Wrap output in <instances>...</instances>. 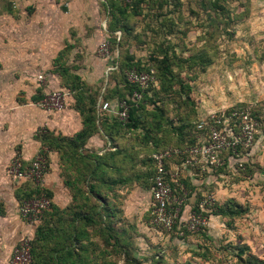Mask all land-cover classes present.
<instances>
[{
  "label": "rangeland",
  "instance_id": "obj_1",
  "mask_svg": "<svg viewBox=\"0 0 264 264\" xmlns=\"http://www.w3.org/2000/svg\"><path fill=\"white\" fill-rule=\"evenodd\" d=\"M67 7L63 9L67 11ZM97 12L115 66H154L163 77L157 93L147 91L148 110L140 112L146 129L161 139L162 147L186 144L192 122L234 107L249 113L257 123L256 133L250 148L237 150L247 165H235L237 171L224 166L225 172L217 178L235 182L259 160L264 162V0H101ZM118 79L123 82L120 72L112 70L99 84L100 92L91 88L92 93L102 100L111 98L119 93ZM114 124L111 147L115 149L96 154L95 168L84 166L82 158L83 166L78 165L82 176L93 169L95 174L105 169L97 174L98 181L85 184L86 216L81 219L89 223L77 224L89 236L82 249L85 253L90 250L92 261L241 264L227 246L208 242V248L188 245L176 226L165 231L151 224L146 211L150 187L147 159L154 147L137 136L119 135L120 126ZM176 132L184 134L179 137ZM230 155L229 150L222 154ZM120 186L122 190L117 191ZM100 199L111 203L113 210L100 207ZM185 201L184 197L180 212ZM196 234L200 232L184 231V235ZM73 242V248L77 247ZM43 248L51 250V242Z\"/></svg>",
  "mask_w": 264,
  "mask_h": 264
},
{
  "label": "crops",
  "instance_id": "obj_2",
  "mask_svg": "<svg viewBox=\"0 0 264 264\" xmlns=\"http://www.w3.org/2000/svg\"><path fill=\"white\" fill-rule=\"evenodd\" d=\"M100 1L0 0V264H9L19 240L24 235L34 238L38 228V224L25 223L18 214L20 200L31 193L33 184L11 178L7 173V165L15 154L19 153L24 166L31 163L43 143L37 131L43 127L52 137V140L46 139L52 143V149L48 152V172L42 188L60 210L72 205L74 187L81 185L76 164L64 159L61 140L66 138L77 143L80 153L84 154L100 155L115 149L111 147L115 117L109 113L98 114V104L112 100H102L99 96L96 130H88L74 95L67 99L60 112H48L36 105L45 92L69 90L72 84L79 82L90 90L100 92L102 89H98L99 84L108 79L111 72L108 69L115 65L111 57L103 59L97 55L99 44L106 38L97 12ZM64 5L68 6L67 11ZM39 75L44 76L43 81H39ZM81 133L84 136L79 139ZM229 164L232 167L228 168L235 171V163L230 160ZM195 166L192 169L171 164L173 173L192 185L175 224L179 235L188 245L198 247L206 246V242L227 248L246 245L252 254L264 260L263 160L255 164L252 176L237 177L235 182L229 178L220 180L217 178L220 173L208 174L209 168ZM201 170L207 174L202 176ZM206 184H214L205 189L214 195L221 208L212 210L207 205L203 212L207 214L208 225L203 233L184 235L182 220L209 192L199 187ZM121 190L122 186L117 189ZM147 199L146 211L150 216V189ZM173 204H177L176 201ZM77 251L83 256L78 257L81 262L91 260L89 249L86 253L81 248Z\"/></svg>",
  "mask_w": 264,
  "mask_h": 264
},
{
  "label": "built area",
  "instance_id": "obj_3",
  "mask_svg": "<svg viewBox=\"0 0 264 264\" xmlns=\"http://www.w3.org/2000/svg\"><path fill=\"white\" fill-rule=\"evenodd\" d=\"M108 39L105 38L97 48V55L103 59L111 57ZM116 66H110L108 70L112 71ZM128 82L146 89L149 86L156 85L155 70L138 71L130 69L125 72ZM39 81L44 80L43 75L38 76ZM73 95L71 90H52L45 92L43 97L36 105L48 112H60L64 110L67 99ZM142 98V92L134 91L127 98L115 99L112 101H102L98 104V114L109 113L122 122H127L129 109L132 103H137ZM257 123H255L246 111H239L237 108L229 112L221 111L217 114H209L200 119L197 129L201 131L198 135L197 143L185 147L183 150L176 148H167L163 151L155 152L152 157L154 160V175L151 178V224L165 231H170L179 218L181 204L186 197L187 191L180 184L177 174H170L167 169V163L172 158L182 154L184 160L183 167H192L202 165L203 168H209L211 173L214 168L230 166V160L239 168L243 167L241 159H235L238 149H248L252 146L254 135L256 133ZM42 127L37 132L43 133ZM231 151L233 157L226 159L222 154L225 151ZM49 149L41 146L35 154L31 163L24 166L21 156L15 154L7 165V173L11 178L30 182L35 187L40 188L39 192L32 197L23 199L18 205V214L20 218L30 226L40 223L44 213L50 209L51 199L44 192L42 185L48 172ZM172 163V162H171ZM207 171V172H208ZM180 187L183 196L178 197L175 194L176 187ZM175 195L178 197L175 199ZM176 201L177 204H173ZM216 199L211 192L204 195L197 205L199 211L194 208L188 211L187 216L182 220L183 228L189 232H197L208 225V217L203 209L209 205L214 206ZM31 242L30 235H24L17 245L13 248L9 264H31Z\"/></svg>",
  "mask_w": 264,
  "mask_h": 264
},
{
  "label": "trees",
  "instance_id": "obj_4",
  "mask_svg": "<svg viewBox=\"0 0 264 264\" xmlns=\"http://www.w3.org/2000/svg\"><path fill=\"white\" fill-rule=\"evenodd\" d=\"M116 69L118 72H120V76L123 77V82L120 81V79H118V81H119L118 82L119 93L115 94L114 96H111V98H108L106 100L123 99V98H127V97L131 96L134 91L142 92L141 100L138 101L137 103H132V105L129 109L128 121L122 122L118 118L115 117L114 123L119 124L120 129H121L120 131H121L123 137L124 136L127 137V135H129V136L131 135V138L134 136H137L138 138L146 140V142L148 143L147 144L148 146H149V144L153 145V147H154L153 151L154 152L151 151V154L149 155V157L147 159V168L149 170L147 172V179L149 180V183H150L149 189H151V187H152L151 178L154 175V160H153L152 155L155 152L163 151L169 147L168 146L162 147L161 139L158 137H155L152 133L149 132L148 129H146V127L143 123V118L140 115V112L143 109L144 110L147 109V107H146L147 105L145 104V101L147 99L146 98L147 91L154 89V91L157 93V91H159L161 88V82H163L164 80H163V77L161 75H159L158 70H157L158 68H156L154 66H149L146 68H140V67H135L133 65L132 66H126V65H123L122 63H117L116 68L113 71H115ZM130 69H136L138 71H149L150 69H154L157 84L149 86L146 89H141L139 86L128 82L126 79L125 72L127 70H130ZM165 69L167 70L168 67L165 66ZM70 87L71 88L69 90L73 91V95L76 96V98H77L78 110L80 112H82V114L85 116V123L88 126V130H93V129L96 130L95 121L98 118L96 115V109H97V102H98L100 95L98 93H96V94L92 93V90H90L86 84H83L81 82L77 83L76 85L72 84ZM157 87L159 89H157ZM233 109H236V108L233 107V108L229 109L227 112H229ZM161 110H166V109L161 108ZM105 116H107V115H105ZM105 116H103V117H105ZM200 119L191 123L192 125L190 126L189 131L186 133V135L188 136L187 143L182 144V145L176 143L175 145H171V148L183 150L185 147H188V146H191V145L197 143L198 135L201 134V131L199 129H197V124L200 121ZM176 134L179 137H182V134H184V132H180V133L176 132ZM39 135L43 138L42 146L47 147L50 151L52 149V143L48 142L46 139L51 138V140H52L51 135L48 132H46V130L43 133H40ZM83 136H84V134L81 133L78 136V138L79 139L83 138ZM189 136H190V138H189ZM65 139L61 140L60 145L62 146L63 153L65 156L64 159H66V161L69 160V162H71V161L74 162L76 164L77 170H78V165L83 164L82 159L84 161V164H83L84 166H87L89 164L93 168L96 167V165L94 163L97 160L96 154L80 153V150L78 149L77 143H74L70 140H65ZM83 155H85V156H83ZM229 157H233V156L230 155V156H227L225 158L228 159ZM242 157H243V155H241V153H239L237 156H234L233 158L241 159L242 163H243V167H244L247 165V163H246L247 161L244 162ZM47 158H48V155H47ZM88 158H91V160H89V161L86 160ZM183 160H184V155H182V154L172 158L171 161L167 163L168 172L170 174H173V172H175V170L171 169V164L173 162L177 163L178 166L181 168ZM68 165H69V163L66 162V168H69ZM83 165H81V166H83ZM70 166H71V164H70ZM195 167L196 166H192L190 168L193 169ZM224 168L225 167L214 168V170L212 172H214V174L218 175L219 173L225 172ZM235 170L237 171V169H235ZM78 171H79L78 182L81 185L80 186L76 185L74 187V190L76 189V191H75L74 196H73L72 205L68 206L66 209L60 210V209L55 208L54 205L52 204V201H51L50 209L44 213L40 223L38 224V228L36 230L35 236H34V238H32V242H31V256H32L31 264H95L92 261V258L90 261H92L93 263L90 261L88 262V260H83V262H81L78 259V257H83V256H81L82 254H80V252L79 251L77 252L76 250L77 249L79 250L80 248L82 249L84 247L82 240H86L89 243V241L87 240V237L89 239V236L85 235L84 231L81 230L82 228H80L77 224L79 223L80 225L81 224L84 225V224L89 223V222L88 223L83 222L81 219V218L86 216V214H85L86 212L84 210V202L86 200L84 198H86V197L83 194V192H86L85 191V184L86 183L91 184L93 180L98 181L99 175H97V174L104 173L105 169H104V171H102V172L100 171V173H97V174H95L96 172L93 169L90 173H86L83 176L80 173L81 171L80 170H78ZM245 172H246V175L244 177L252 176L253 171L251 168L247 169V171H245ZM207 173L209 174V172H207ZM244 177H241V178H244ZM178 180L186 191H189L192 188V185L190 186V184L188 183V181L186 179L179 177ZM66 184H68L67 181H66ZM118 188L119 187H117V189ZM39 189L40 188L35 187L33 185V189L31 191V193H29V195H27V196H24L21 200L32 197L35 193L39 192ZM175 194L178 197L183 196L182 191L180 190L179 186L176 187ZM46 195L51 199V197L48 193H46ZM99 206L100 207L106 206V209L108 208V210H110V211L113 210L111 203H107L106 201L104 202V199H100ZM216 208L217 209L221 208V206H219V204L217 202H215L214 206H211L212 210H215ZM194 209L199 211L197 205L194 206ZM205 215L207 216L206 213H205ZM68 216H70L69 219H67ZM101 225H102V223H101ZM84 227H86V226H84ZM206 227H203L201 230H199L197 232H200L202 234L203 230ZM182 230H185V228H182ZM48 234L50 236H48ZM58 237H61L62 239H61V241L57 242L55 239H58ZM73 240L76 242V245H78L75 248H73V246H72V244L74 243ZM50 242L52 244L51 250H44L43 247L45 245H48ZM228 247H230L232 249L231 251L234 253L238 262L241 264H264V260L255 256L254 254H252L246 245L233 246V247L228 246ZM206 248H208V247L206 246ZM226 249H227V247H226ZM73 250H75L77 253H75V252L73 253ZM101 255L103 256V254H101ZM104 256H106V254H104ZM88 257H89V255L86 258H88ZM106 264H109V263H106Z\"/></svg>",
  "mask_w": 264,
  "mask_h": 264
}]
</instances>
